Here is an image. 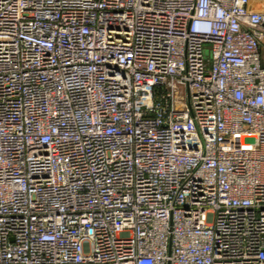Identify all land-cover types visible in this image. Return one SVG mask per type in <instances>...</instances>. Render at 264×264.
<instances>
[{"label":"built area","instance_id":"obj_1","mask_svg":"<svg viewBox=\"0 0 264 264\" xmlns=\"http://www.w3.org/2000/svg\"><path fill=\"white\" fill-rule=\"evenodd\" d=\"M264 0H0V264H264Z\"/></svg>","mask_w":264,"mask_h":264},{"label":"crops","instance_id":"obj_2","mask_svg":"<svg viewBox=\"0 0 264 264\" xmlns=\"http://www.w3.org/2000/svg\"><path fill=\"white\" fill-rule=\"evenodd\" d=\"M261 52H262V59H263V61H264V46L262 47Z\"/></svg>","mask_w":264,"mask_h":264}]
</instances>
